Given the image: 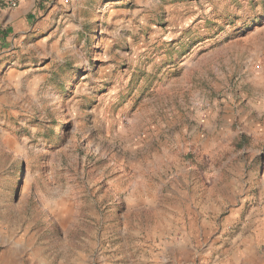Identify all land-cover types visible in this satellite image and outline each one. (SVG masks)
<instances>
[{
  "label": "rangeland",
  "instance_id": "374dc122",
  "mask_svg": "<svg viewBox=\"0 0 264 264\" xmlns=\"http://www.w3.org/2000/svg\"><path fill=\"white\" fill-rule=\"evenodd\" d=\"M28 7L0 264H264V0Z\"/></svg>",
  "mask_w": 264,
  "mask_h": 264
},
{
  "label": "crops",
  "instance_id": "0c3cea01",
  "mask_svg": "<svg viewBox=\"0 0 264 264\" xmlns=\"http://www.w3.org/2000/svg\"><path fill=\"white\" fill-rule=\"evenodd\" d=\"M28 1L34 2V0H18L16 9L0 11V58L2 60L6 58L8 63L6 72L1 73L0 71V109H3L6 104V95L19 102L25 90H34L32 84H35L38 75L43 73L46 64L39 65L36 60L31 59L30 49L33 46L29 44L30 41L22 44V37L27 34L31 37V33H33L31 26H27L26 21L29 10ZM34 51L35 55H39L35 47ZM40 80H43L42 76Z\"/></svg>",
  "mask_w": 264,
  "mask_h": 264
},
{
  "label": "built area",
  "instance_id": "2783aa9c",
  "mask_svg": "<svg viewBox=\"0 0 264 264\" xmlns=\"http://www.w3.org/2000/svg\"><path fill=\"white\" fill-rule=\"evenodd\" d=\"M18 6V0H0V11L4 9H14ZM1 43V38H0Z\"/></svg>",
  "mask_w": 264,
  "mask_h": 264
},
{
  "label": "bare ground",
  "instance_id": "6f19581e",
  "mask_svg": "<svg viewBox=\"0 0 264 264\" xmlns=\"http://www.w3.org/2000/svg\"><path fill=\"white\" fill-rule=\"evenodd\" d=\"M48 227V226H47Z\"/></svg>",
  "mask_w": 264,
  "mask_h": 264
}]
</instances>
